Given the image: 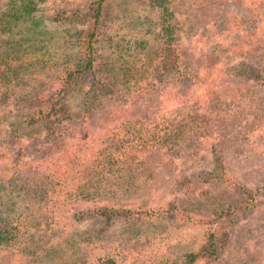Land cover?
Returning a JSON list of instances; mask_svg holds the SVG:
<instances>
[{"label":"rangeland","instance_id":"374dc122","mask_svg":"<svg viewBox=\"0 0 264 264\" xmlns=\"http://www.w3.org/2000/svg\"><path fill=\"white\" fill-rule=\"evenodd\" d=\"M89 2L41 0L38 15ZM103 8L94 77L116 95L95 107L93 77L73 82L57 136L17 121L58 89L79 26L46 22L21 46L0 31V264H183L210 231L218 259L193 264H264V0Z\"/></svg>","mask_w":264,"mask_h":264},{"label":"trees","instance_id":"16d2710c","mask_svg":"<svg viewBox=\"0 0 264 264\" xmlns=\"http://www.w3.org/2000/svg\"><path fill=\"white\" fill-rule=\"evenodd\" d=\"M40 2L41 0H13L8 2L7 12L0 17V31L3 36L7 38L3 44L7 46H13L14 44L21 46L27 42V39L35 40L32 37H38L43 33L46 22L50 24L65 22L79 26L73 34L77 58L74 62L60 71L56 78L59 83L58 89L50 95H35L33 99L35 97H40L38 98L39 102L34 103V106L32 104V109L17 121L19 125L23 126L37 122L41 124L50 135L57 136L56 130L65 115V109L61 104L60 96L67 87L73 84V82L83 77H93L90 86L92 87V91H97V96L91 99L92 104L97 101L95 107H98V100L101 97L116 95V90L112 83H106V80H99L94 77L98 59V25L102 17L105 0H90L87 7L82 12L60 11L48 17H41L38 15V4ZM154 5L160 6V3L156 2ZM27 33H29V35L25 36ZM156 57L159 58L160 61H163L169 71L173 72L178 82H184L186 69L182 66L181 54L176 48L162 44L156 52ZM2 72L3 71L0 70V73ZM92 91L88 93V96ZM93 105H91L90 109H92ZM56 146L58 145H55V147ZM111 211L110 208H103L93 212L96 215H102L110 214ZM219 239H221L220 232L218 236L213 231L207 233L200 247L183 257V264H193L200 259L216 261L218 259Z\"/></svg>","mask_w":264,"mask_h":264}]
</instances>
